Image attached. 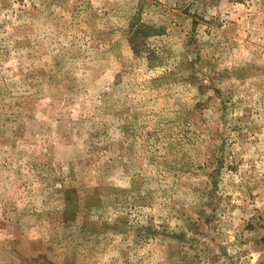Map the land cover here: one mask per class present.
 Masks as SVG:
<instances>
[{"label":"rangeland","instance_id":"1","mask_svg":"<svg viewBox=\"0 0 264 264\" xmlns=\"http://www.w3.org/2000/svg\"><path fill=\"white\" fill-rule=\"evenodd\" d=\"M0 264H264V0H0Z\"/></svg>","mask_w":264,"mask_h":264},{"label":"trees","instance_id":"2","mask_svg":"<svg viewBox=\"0 0 264 264\" xmlns=\"http://www.w3.org/2000/svg\"><path fill=\"white\" fill-rule=\"evenodd\" d=\"M135 47V46H134Z\"/></svg>","mask_w":264,"mask_h":264}]
</instances>
